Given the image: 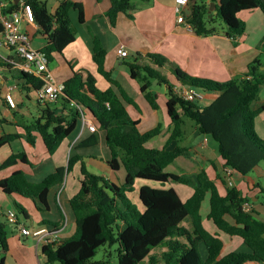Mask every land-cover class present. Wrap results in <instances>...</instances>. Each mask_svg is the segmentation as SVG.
Instances as JSON below:
<instances>
[{"label":"trees","instance_id":"16d2710c","mask_svg":"<svg viewBox=\"0 0 264 264\" xmlns=\"http://www.w3.org/2000/svg\"><path fill=\"white\" fill-rule=\"evenodd\" d=\"M24 1L31 5L39 33L47 39L43 50L52 62L55 54H62L76 40L71 12L77 11L79 23L84 24V6L64 1L55 12H50L41 0ZM110 1L107 16L115 27L119 15L128 14L134 7L130 0ZM211 3L216 6V14L209 12ZM19 9L20 4L14 2L10 10ZM254 9L264 14V0H192L187 21L198 36H209L217 33V19L220 18L227 28V36L238 37L246 30V24L238 15ZM2 31L0 22V33ZM92 57L110 88L101 90L90 73L84 77L82 73L74 72L64 83L58 102L41 103L37 99L39 114L23 125L24 135L0 137L1 149L21 138L35 147L37 136H40L48 153L53 156L78 131L84 116L96 122L98 132L80 142L77 149L98 146L103 135L110 153L107 164L113 171L121 168L126 171L125 183L118 185L91 173L83 156L73 155L66 167H58L42 182L29 181L21 170L0 181L3 193L31 199L43 207H38L39 210L48 211L50 192L65 182L76 164H81L80 190L70 199L76 232L68 239L43 247L47 262L111 264L107 258L113 256L110 251H106L105 259L95 258L100 248L115 245L116 264H142L148 258L154 264L153 259L157 261L158 258L152 256V252L160 247L166 249L161 256L164 264H264V222L257 219L252 210H244V205L251 202L248 197L234 186L225 187L222 194L205 169L193 177L167 172L177 159L191 157L190 149L180 145L186 120L194 123L201 136L217 144L225 166L235 175L249 176L264 164V139L256 129V120L264 112V103L255 109L264 88V48L263 57L256 58L245 75L226 82L193 77L161 54L138 55L127 63L131 78L140 83L152 109L160 108L158 96L150 90L152 84L156 81L167 85V112L171 124L170 136L162 148L149 146L151 141L161 136L162 125L141 133L139 121L130 116L126 105L135 108L138 105L113 77V72L106 69L107 51L98 37L93 41ZM12 66L0 58V69ZM167 66L172 68L177 83L168 81V75L163 71ZM18 78L24 80L19 86L27 98L30 92L37 93L44 85L42 80L23 71L18 72ZM175 85L202 90L206 95L213 94L214 99L206 106L186 101L176 93ZM172 144L175 145L172 147ZM18 163L33 167L23 151L12 154L0 165V170ZM137 182L155 183L163 188L143 185L139 189V202L135 204L129 194L135 191ZM170 183L192 188V195L184 201L174 188H165ZM255 187L260 189L264 207V187L261 183H256ZM207 197V220L216 227L217 234L207 230L201 214ZM16 208L20 215L27 217L22 206L16 203ZM187 221L190 229L183 225ZM220 233L241 238L249 252L237 251L221 257L224 243ZM8 252L9 231L6 224L0 223V264H5Z\"/></svg>","mask_w":264,"mask_h":264},{"label":"crops","instance_id":"0c3cea01","mask_svg":"<svg viewBox=\"0 0 264 264\" xmlns=\"http://www.w3.org/2000/svg\"><path fill=\"white\" fill-rule=\"evenodd\" d=\"M18 1L15 0L16 3ZM64 1L83 4L85 22L84 24L79 23L78 12L75 10L71 12V18L76 28V40L62 54L54 55L52 62H57L55 67H51L52 62L49 63V69L56 82L64 84L73 76L74 72H79L84 77L88 73L92 74L96 78L97 86L101 90H107L111 87L109 82L99 74L97 65L93 61L92 45L94 38L98 37L107 51L106 69L113 72V77L138 105V108L132 105H126V108L130 116L134 120L139 121V131L141 133L148 132L159 124L163 127L161 136L149 143V146L153 148H162L170 136L171 120L168 112L167 115H162L164 125L159 113L162 104L166 103L167 106L169 99L167 85L165 84V89L162 90L155 88L157 82L152 84L150 90L158 96L160 106L159 110L152 109L141 91L140 83L131 78L127 63L135 60L138 55L146 57L148 54H161L172 65L193 77L226 82L245 75L249 65L256 58L263 57L264 14L258 9L243 11L238 15L239 19L246 24V30L242 36H227V28L218 25L217 33L209 36H198L193 28L189 29L184 24L178 22V15L175 9L176 0H141L136 2L130 0L133 2L131 4L134 10L128 14L121 13L115 27L111 25L110 19L107 16V12L111 7L110 0H48L45 3L50 12H55ZM189 1L191 2L192 0ZM21 27L30 37L34 36L32 33H35L37 38L40 37L43 40L41 44H34L31 41L34 49L45 48L47 39L39 33V27L36 23L34 25L24 24ZM120 48L126 49L129 56L126 58L120 57L118 54ZM0 58L1 61L10 62L13 65L12 68L0 69V107L2 108L0 109V137L8 134L24 135L25 129L23 125L39 114L37 110V93L30 92L28 94L29 98H27L19 86L24 83V80L18 78V72L21 70L17 64L22 63V60L15 53H12L7 48H1ZM171 67L167 66L163 71L174 78ZM262 69L264 70V67ZM175 83L177 82L175 81ZM185 87L182 86L181 88ZM9 92L14 98L17 105L16 108H10L5 100V96ZM213 99L214 97H211L210 100L212 101ZM263 103L264 88L260 93L259 100L255 104V109L260 108ZM129 107L134 108V114H132ZM88 120L96 124L92 119ZM143 127H145V130L141 131ZM256 129L259 136L264 139V112L256 120ZM92 134L82 122L80 129L53 156L48 153L40 136H37L35 147L29 146L24 138L14 140L0 149V153L6 150V148L9 149L2 164L12 154L25 151L33 167L18 163L12 167L2 169L0 170V181L9 178L14 172L21 170L26 174L29 181L34 183L42 182L48 175L55 172L58 167H66L70 157L73 155L83 156L89 170L88 161H95L101 158L95 159L89 153L83 151L86 149H77V147L80 142L85 141ZM205 138L198 133L194 123H189L186 120L184 136L180 141V145L190 149L191 157L177 159L173 165L167 168V172L189 176L205 169L211 179L216 181L220 192L224 194L225 187H229V177L227 175L229 168L225 166L218 152L217 144L211 139L206 142ZM41 144L45 149V161L41 159L36 160L33 153L34 148ZM101 144L105 146L103 135L101 136L99 145ZM174 145L172 144V147ZM103 157L106 161V167L110 169L107 164L110 160L108 149L103 154ZM47 164L51 167H47ZM50 168L53 169V172L45 176L43 172ZM110 170L109 173L111 175L114 171ZM80 171L81 164L78 163L74 166L73 171L67 175L65 182L50 192L48 211L39 210L38 207L42 209L43 207L38 202L18 195L10 196L0 190V223L6 224V222H9L7 218L8 211L14 210L18 213L16 203L22 206L27 214V217H25L18 213V224L9 222L12 224V229L8 230L7 228L9 231V252L6 255L5 264H49L42 253L43 247L47 245L46 241L33 235L22 236L20 233L22 226L29 228L31 231L45 227L51 231H56L59 233L57 243L75 234L76 223L70 207V199L80 190ZM89 171L91 172V170ZM257 172L258 169L254 173ZM232 182L234 187L250 199L249 205L257 219L264 222V207L261 203L262 195L260 189L255 187L256 183H261L264 187V174L258 175V177L251 175L241 177L233 173ZM137 184L139 185L138 188L136 187ZM146 184L155 187L152 183L137 182L135 191L130 193L129 197L132 198L133 195H138L139 189ZM157 187L163 188L162 186ZM165 188H172V183L168 184ZM179 195L181 197V194ZM208 213L209 210L205 211V218L202 215L204 225ZM183 225L188 229L191 228L188 221L184 222ZM213 226L211 225L210 228L212 230L207 229L211 233L217 234L218 230ZM220 238L224 243L221 257L237 251L249 252V248L239 237H231L220 233ZM160 248V251L152 252V256L158 258L157 261L153 259L154 264H164L161 256L166 249L164 247ZM203 252L205 253L204 249ZM109 254L112 255L111 251ZM142 264H151V262L148 258Z\"/></svg>","mask_w":264,"mask_h":264},{"label":"built area","instance_id":"2783aa9c","mask_svg":"<svg viewBox=\"0 0 264 264\" xmlns=\"http://www.w3.org/2000/svg\"><path fill=\"white\" fill-rule=\"evenodd\" d=\"M15 0H0V22L3 25V31L0 33V49L7 48L12 53H15L22 63L17 64L18 68L28 73L29 75L43 81L44 85L40 91L37 92V99L41 103H56L63 94L64 84L56 82L53 74L49 69V58L43 49H34L31 45L29 34L22 29V25H34V15L30 4L24 0H19L20 9L11 11V7ZM16 3V2H15ZM189 0H176V13L178 15V22L184 24L187 28L192 29V25L187 21L189 16ZM120 57H128L129 53L126 49L120 48L118 51ZM176 93L184 100L194 103H202L207 95L196 88H175ZM5 100L10 108H16V103L12 94L9 92L5 96ZM74 105V104H73ZM83 125L92 133L98 132L97 125L90 122L83 116ZM209 139L205 138L207 142ZM229 177V185L233 186L232 170H227ZM244 210L250 212L252 210L249 204L244 205ZM7 218L10 223L18 224V213L10 210L7 213ZM22 236H36L41 240H45L47 244L56 243L59 239V233L51 231L48 228H41L36 231H31L29 228L22 226L20 229Z\"/></svg>","mask_w":264,"mask_h":264},{"label":"rangeland","instance_id":"374dc122","mask_svg":"<svg viewBox=\"0 0 264 264\" xmlns=\"http://www.w3.org/2000/svg\"><path fill=\"white\" fill-rule=\"evenodd\" d=\"M43 1L46 2L48 0H43ZM136 1H141V0H134V2H136ZM217 25L218 26H224V27H226L225 24L223 23V21L220 18L217 19ZM32 34H34V36L32 35L30 37L32 43H34V44L40 43L41 44L43 42V40L39 36H38L39 38H37L35 36V33H32ZM56 63L57 62H55V61L52 62L51 63V67H55L56 66ZM167 79H168V81L171 84H175V79L172 78L170 75H168ZM155 88L164 90L165 89V84L164 83H160V84L157 83L155 85ZM211 97H213V94H207L206 99L202 103H200V104L203 105V106L209 105L211 103V100H210ZM0 109H2V108L0 107ZM129 109H131L132 114H134L133 113L134 112V108L129 107ZM159 113L161 115L160 117L162 118V123L164 125V119H163L162 115H167V106H166V103L162 104V107H161V110H160ZM188 122L189 123H193L191 120H188ZM80 127H81V125L79 126V129H80ZM144 130H145V127H143L141 129V131H144ZM7 151H9L8 148H6V150H4L3 152L0 153V164H2L4 158L7 156L6 155L7 154ZM83 151L89 153V155L93 156V158H95V159L96 158H101V159H96L95 161H93V160L88 161L87 165L89 167V170H91V172L93 174H96L98 176H102V177H104L106 179H109L111 182H115L116 184H119V185L125 183L126 171H125L124 168L122 169V171H120V172L119 171H114V173L110 175L109 170L111 168L108 169L106 167V161H105V159L103 157V154L107 151L106 146H104L103 144H101V145H98V146H94L92 148H88V149L83 150ZM44 152H45V149H44V146L42 144L39 145V146H37L36 148H34L33 153H34L35 159L36 160L41 159V160H44L45 161V158L46 157L44 156ZM47 167H51V166L49 164H47ZM51 172H53V169L50 168V169H47L45 172H43V174L45 176H47ZM263 174H264V164H261L260 167L258 168V172L257 173H252L251 176L258 177V175H263ZM194 175H189V176H192L193 177ZM152 184L155 187H157V186L161 187V185H158V184H155V183H152ZM138 186L139 185L137 184L136 187L138 188ZM229 187H231V186L229 185ZM172 188H174L176 191H178L179 194H181V198L184 201H186L191 196V194L193 192V189L192 188L183 186V185L178 184V183H172ZM137 194L138 195H133L132 198H131L134 201L135 204L138 202L139 192ZM207 210H209V197H207V199L203 203L202 209H201V214L204 215V218H205V215H206L205 214V211H207ZM6 224H7L8 230H11L12 229V224H10L9 222H6ZM205 225H206V228H208L209 230H212V229H210L211 228V225H213L212 222H210V221H208L206 219L205 220ZM116 249H117V247L115 245L111 246V248L109 246L100 248V250L98 251V254H97L95 260L105 259L106 251H111L113 253L112 258H109V257H107V258H108V260H111L112 264H115V260H116V254H115V252H116ZM160 249L161 248H158L157 250H154V252H156V251L158 252V251H160Z\"/></svg>","mask_w":264,"mask_h":264},{"label":"water","instance_id":"95a60500","mask_svg":"<svg viewBox=\"0 0 264 264\" xmlns=\"http://www.w3.org/2000/svg\"><path fill=\"white\" fill-rule=\"evenodd\" d=\"M215 8H216V6H215V4L214 3H211V6H210V10H209V12L211 13V12H214V14H216L217 12L215 11ZM212 16V15H211Z\"/></svg>","mask_w":264,"mask_h":264}]
</instances>
